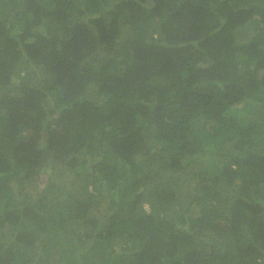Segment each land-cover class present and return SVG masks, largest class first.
Listing matches in <instances>:
<instances>
[{"label":"trees","instance_id":"trees-1","mask_svg":"<svg viewBox=\"0 0 264 264\" xmlns=\"http://www.w3.org/2000/svg\"><path fill=\"white\" fill-rule=\"evenodd\" d=\"M0 264H264V0H0Z\"/></svg>","mask_w":264,"mask_h":264}]
</instances>
